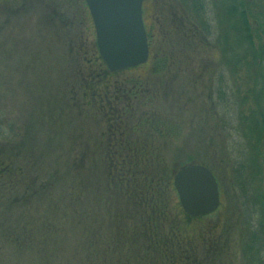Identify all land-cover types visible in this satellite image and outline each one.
Segmentation results:
<instances>
[{"label": "rangeland", "instance_id": "obj_1", "mask_svg": "<svg viewBox=\"0 0 264 264\" xmlns=\"http://www.w3.org/2000/svg\"><path fill=\"white\" fill-rule=\"evenodd\" d=\"M181 1L145 0L142 18L151 35L149 60L140 69L106 81L111 89L121 83L125 90L137 80L142 89L127 105L120 103L124 123L118 121V132L111 136L107 120L94 106H86L77 87V69L98 71L96 64L87 68L81 64L93 58L96 47L84 0H0L1 127L15 136L13 144L0 150V170L17 167L20 180L24 177L13 180L14 187L5 194L0 181V197L5 195L0 198V225L36 226L44 231L42 239L47 241L42 244L49 245L45 257L54 264H93L92 259L95 264H160L147 258L143 245L130 246L131 227L118 218L125 211L123 204L104 202V163L110 142L121 145L119 139L127 134L132 135L127 138L131 147L142 144L146 155H152L153 172L163 185L170 181L168 198L179 208L172 181L180 165L189 159L194 165L203 164L217 181L220 206L212 216L186 221L172 212L161 235L172 234V223L179 226L178 237L200 244L203 231L212 230L216 250L211 264L250 263L241 241L250 226L246 222L253 187L264 207V137L259 143V172L243 186L249 199L240 200L233 173L238 158L249 157V136L234 131L230 104L226 120L221 128L218 125L223 106L218 101L230 103L234 90L247 78L243 69L232 71L221 50L222 27L227 31L233 24L230 17L219 23L229 0H206L205 17L214 23L212 33L200 30L195 40L184 32L194 17L183 11ZM245 2L249 17L263 22L264 0ZM259 26L264 27L259 24L257 34ZM158 58L160 69L155 68ZM19 145L26 152L17 154L14 148ZM31 177L35 188L41 187L40 194L19 207L9 204L23 194L25 178ZM79 184L82 193L76 189ZM75 195H80L81 211L73 204ZM33 237V244L41 243L39 233ZM39 248L18 253L1 237L0 264H33L39 260Z\"/></svg>", "mask_w": 264, "mask_h": 264}, {"label": "trees", "instance_id": "obj_2", "mask_svg": "<svg viewBox=\"0 0 264 264\" xmlns=\"http://www.w3.org/2000/svg\"><path fill=\"white\" fill-rule=\"evenodd\" d=\"M181 3L184 8L183 11L189 14L188 16L194 17L192 25H188L184 32H189L193 38L199 37L201 31L210 35L214 23L208 17H205L206 0H183ZM262 7L264 8V5ZM247 8L245 0H229V6L223 11L222 17H219L221 25L227 20L225 17H230V20L231 18L233 19L231 28L225 31L224 27H222V34L220 35L223 41L221 50L224 54V59L233 65V72L242 71L243 69L247 77L244 83L239 84L238 89L234 90V93H236L232 96V103H225L224 99L218 101L223 103L220 109L221 122L218 124L219 127H222L223 118L226 120V110H228V104H230V109H232L229 110L230 116L234 115L236 122L234 131L238 135L245 131L246 137L249 136L247 139V142H250V144L248 143V148L250 149L249 157L247 161H240L238 158L233 173L240 200L249 199L246 195L248 193L243 186L248 178V181L255 179L259 172L257 161L260 154L259 143L264 137V27L259 26V33H256L258 25H264V21L259 22L258 17H249L247 11L249 8ZM145 30L148 45L151 48V35L148 33L146 26ZM94 51L93 58L85 62L82 61L81 64L85 68L96 64L98 71L85 72L82 69H77V87L82 92L86 106H94L103 115L107 120L111 136H115L118 132V121L124 123L122 119L124 111L121 112L123 108H120V103L123 102L127 105L130 99L136 98L140 94L142 85L137 80H134L128 89L124 90V85L122 84V86L121 83H114L115 88L111 89L110 84H106V81L108 78L133 72L140 69L141 66L111 73L101 60L97 47L94 48ZM160 64L158 58L155 68L160 69ZM102 86L104 88L100 89ZM1 109L0 107V150L5 145L13 144L15 140L14 133L11 131L6 133L1 127L3 122ZM225 125H228L227 121ZM122 126L124 125L122 124ZM130 136L132 135L127 134L126 139L125 137L124 139L120 138L119 140H122L121 145L110 142L104 163V184H106L104 187L107 192L104 202L105 204H117L118 202L123 204L124 208L122 210L125 211L120 213L118 218L119 220L127 221L131 227L130 246L135 248V246L143 245L145 254L148 255L147 258L150 260L156 258L160 264H211L216 250V245L214 244L215 236L213 237L212 230L203 231L204 238H202L200 244L191 242L184 237H178L179 226L172 223L169 225V230L172 234L165 237L161 235V228L167 224L165 222H168L169 215L172 212L186 221L200 220L202 218L188 217L180 210L178 205L172 203L170 198H168L167 192L172 190L170 181L163 185V179L159 178L156 172H153V161L149 158L152 155H146V149L141 147L142 144H133V147H131V143L127 139ZM15 149L17 154H22L23 149L26 152L25 148L20 145ZM246 162H248V165L245 164ZM192 163L194 162L189 159L188 164L180 165V169L184 166L192 165ZM74 164L72 163V166ZM201 166L207 167L203 164ZM7 169V166H3L0 170V181L2 182L1 186L4 188V194L9 191V188L12 189L14 187L12 185L16 181L13 180L22 181L24 179L21 175V180L19 178V168L15 167V170L11 171ZM207 169L211 172L210 168ZM25 180L27 181L23 194L15 195L14 201L12 203L7 201V204H19L17 206L19 207L24 201L40 194L39 192L41 191L39 189L41 187L35 188L36 182L34 183L32 177L29 179L25 178ZM76 189L82 193L80 184L76 186ZM255 190L256 187H253L252 191L250 189V200L253 203L250 206V219L247 218L248 222H246L250 226L246 230L245 240L242 237L243 241L241 242H244L243 247L247 260L250 262L249 264H264V207L261 206L259 196H254L256 194ZM81 195L83 196V194ZM2 196L5 197V195ZM72 199H74L73 204L76 202L77 208H79L80 195H75ZM259 203L258 211H256L254 208ZM8 209L6 208V210ZM14 209V206L10 207L12 213ZM79 210L81 211L80 208ZM77 216L74 214L73 220L76 219L78 221ZM210 216L212 215L206 217ZM42 227L45 228L43 225ZM38 229L36 226L35 229L31 227L29 229L20 225L18 227L10 226V228L0 225V240L2 237V241L10 244L18 253L30 252L40 247L37 251L39 260L33 264H54L50 257H45L44 252L49 245L48 243L42 244L47 240L42 239L44 231L39 229L41 232H37ZM36 233H39L41 237L40 244H33V235ZM93 254H95L94 250H92ZM92 260L93 264H95V259Z\"/></svg>", "mask_w": 264, "mask_h": 264}, {"label": "water", "instance_id": "obj_3", "mask_svg": "<svg viewBox=\"0 0 264 264\" xmlns=\"http://www.w3.org/2000/svg\"><path fill=\"white\" fill-rule=\"evenodd\" d=\"M92 19L96 47L111 72L146 65L149 45L142 19L145 0H84ZM173 187L182 212L191 218H203L220 206V194L214 175L204 166L187 165L173 176Z\"/></svg>", "mask_w": 264, "mask_h": 264}, {"label": "flooded vegetation", "instance_id": "obj_4", "mask_svg": "<svg viewBox=\"0 0 264 264\" xmlns=\"http://www.w3.org/2000/svg\"><path fill=\"white\" fill-rule=\"evenodd\" d=\"M144 4V3H143ZM142 17H143V6H142ZM143 24H144V22H143ZM144 27H145V25H144Z\"/></svg>", "mask_w": 264, "mask_h": 264}]
</instances>
